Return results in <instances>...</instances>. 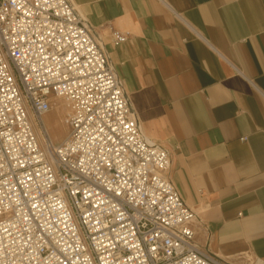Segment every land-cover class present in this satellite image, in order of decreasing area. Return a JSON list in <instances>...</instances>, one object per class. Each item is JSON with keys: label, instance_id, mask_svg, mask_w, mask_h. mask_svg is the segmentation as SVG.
I'll return each instance as SVG.
<instances>
[{"label": "built area", "instance_id": "obj_1", "mask_svg": "<svg viewBox=\"0 0 264 264\" xmlns=\"http://www.w3.org/2000/svg\"><path fill=\"white\" fill-rule=\"evenodd\" d=\"M56 99L73 107L57 145ZM171 166L71 0H0V264H230L196 243Z\"/></svg>", "mask_w": 264, "mask_h": 264}, {"label": "crops", "instance_id": "obj_2", "mask_svg": "<svg viewBox=\"0 0 264 264\" xmlns=\"http://www.w3.org/2000/svg\"><path fill=\"white\" fill-rule=\"evenodd\" d=\"M71 1L144 136L169 150L196 243L264 264V0ZM111 27L127 40L115 44Z\"/></svg>", "mask_w": 264, "mask_h": 264}, {"label": "rangeland", "instance_id": "obj_3", "mask_svg": "<svg viewBox=\"0 0 264 264\" xmlns=\"http://www.w3.org/2000/svg\"><path fill=\"white\" fill-rule=\"evenodd\" d=\"M72 112L73 107L69 101L56 99L53 101V108L51 112H49L46 116L43 117V123L47 128V131L49 128L48 133L54 144L57 145L63 142L71 132L70 121ZM35 120L38 122V127L40 128L41 121L36 118ZM38 133L39 135H43L42 133H40V129H38Z\"/></svg>", "mask_w": 264, "mask_h": 264}, {"label": "bare ground", "instance_id": "obj_4", "mask_svg": "<svg viewBox=\"0 0 264 264\" xmlns=\"http://www.w3.org/2000/svg\"><path fill=\"white\" fill-rule=\"evenodd\" d=\"M61 104H62V103H61ZM61 104H60V105H61ZM60 109H61V108H60ZM68 109H69V108H68ZM60 111H61V110H60ZM68 111H69V110H68ZM62 114H63V113H62ZM39 129H40V128H39ZM40 133H42L41 129H40Z\"/></svg>", "mask_w": 264, "mask_h": 264}]
</instances>
